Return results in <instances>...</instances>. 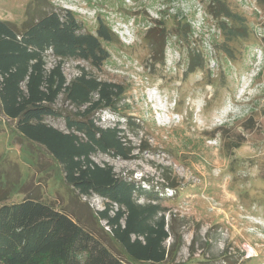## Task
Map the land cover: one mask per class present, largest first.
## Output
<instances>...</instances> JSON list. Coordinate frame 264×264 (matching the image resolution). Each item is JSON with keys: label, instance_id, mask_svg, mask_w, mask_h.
I'll list each match as a JSON object with an SVG mask.
<instances>
[{"label": "rangeland", "instance_id": "374dc122", "mask_svg": "<svg viewBox=\"0 0 264 264\" xmlns=\"http://www.w3.org/2000/svg\"><path fill=\"white\" fill-rule=\"evenodd\" d=\"M208 1L0 0V19L21 27L39 13L68 9L82 32L95 33L101 19L114 33L109 43L102 42L109 56L100 67L72 59L62 71L69 80L84 69L121 89L113 106L100 110L97 124L119 121L122 139L132 150L126 159L102 152L92 159L134 180L143 193H158L172 234L166 241L169 256L156 264H264V36L253 31L264 29V8L256 0L258 12L226 0L248 27L246 37L227 44L222 33L211 38L212 44L200 43L198 35L188 36L190 43L175 35L173 16L194 21L206 13ZM157 12L163 24L147 33ZM164 38V61L168 57L171 65L160 61ZM204 46L216 63L206 59L186 73L190 51L206 56ZM254 48L263 62L261 74L249 84ZM53 62L49 53L46 66ZM53 107L73 110L62 96ZM45 122L66 130L61 116H47ZM0 187L8 195L0 203L31 196L75 212L89 227L95 223L94 210L103 206L96 195L76 194L50 154L1 113ZM137 198L146 201L143 194Z\"/></svg>", "mask_w": 264, "mask_h": 264}, {"label": "trees", "instance_id": "16d2710c", "mask_svg": "<svg viewBox=\"0 0 264 264\" xmlns=\"http://www.w3.org/2000/svg\"><path fill=\"white\" fill-rule=\"evenodd\" d=\"M256 1L264 8V0ZM206 13L216 19L225 44L247 36L245 17L226 0H209ZM173 17V32L190 43V25ZM161 18L153 20L147 33L163 24ZM81 30L68 9L62 14L39 13L21 27L0 19V113L15 122L24 138L50 154L76 194L96 195L103 201L102 208L94 210L95 223L90 227L75 212L68 214L31 196L0 203V264H156L169 256L166 241L172 227L158 193H143L134 180L92 159L97 152L126 159L132 147L124 143L119 121L111 126L97 124L100 110L112 107L120 95L119 85L84 69L69 80L63 74L67 60L81 59L100 67L109 56L102 42L109 43L115 35L104 21L98 19L95 33ZM164 46L165 38L159 52L162 64ZM225 51L233 55L231 47ZM201 52L190 51L186 73L202 67L207 55ZM49 53L54 62L47 67ZM60 96L73 110L53 107ZM47 116L63 117L66 130L45 122ZM137 193L146 201H140ZM7 196L0 187V200Z\"/></svg>", "mask_w": 264, "mask_h": 264}, {"label": "built area", "instance_id": "2783aa9c", "mask_svg": "<svg viewBox=\"0 0 264 264\" xmlns=\"http://www.w3.org/2000/svg\"><path fill=\"white\" fill-rule=\"evenodd\" d=\"M237 2L239 4H241L244 7H253V10L255 11H259L257 10V7L254 5L255 0H237ZM196 14V13H195ZM208 15V14H207ZM207 15L206 13H202V14H198V17L196 19H194V21H187V23L190 25L191 29H192V35H198L199 38V42H208L209 44L211 43V38L213 39L214 36H220L222 33L221 28L219 27L218 23L216 22V19L213 18L212 16L208 15L211 18V22L209 23L206 22L207 19ZM155 19H160L161 15L159 12H157V14H155ZM132 25V23H130ZM148 28V27H147ZM253 31L256 35H262L264 36V29L261 28H257L256 26L253 27ZM128 34V33H127ZM129 35V34H128ZM212 44V43H211ZM206 45V44H205ZM207 46H204V51L206 52L207 56V60H209V64H215L216 59L212 56V53L209 55L208 52H210V50H206ZM256 50V48H254ZM208 51V52H207ZM258 51H254V65L252 67L249 68V71L247 72L246 75H248V80H249V84L252 83V80L261 73V65L263 62V58L259 55L261 54V52L257 53ZM260 56V57H259ZM164 64H172V61L169 62L168 57H165V61ZM245 74L242 75V78H244L246 76Z\"/></svg>", "mask_w": 264, "mask_h": 264}]
</instances>
